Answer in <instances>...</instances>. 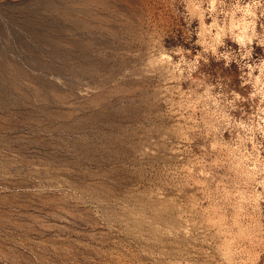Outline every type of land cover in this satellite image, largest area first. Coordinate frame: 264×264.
Masks as SVG:
<instances>
[{
	"label": "rangeland",
	"instance_id": "obj_1",
	"mask_svg": "<svg viewBox=\"0 0 264 264\" xmlns=\"http://www.w3.org/2000/svg\"><path fill=\"white\" fill-rule=\"evenodd\" d=\"M195 3L0 0V264H264V109L158 59Z\"/></svg>",
	"mask_w": 264,
	"mask_h": 264
},
{
	"label": "clouds",
	"instance_id": "obj_2",
	"mask_svg": "<svg viewBox=\"0 0 264 264\" xmlns=\"http://www.w3.org/2000/svg\"><path fill=\"white\" fill-rule=\"evenodd\" d=\"M192 2L193 0H184L185 9L187 4ZM195 8L199 14L193 16L189 13L188 23L191 25L195 20L198 26L207 28V33L201 34L198 27L196 35H207L211 40H197L195 45H199L203 51L195 55L190 49L176 45L172 47L171 55L162 52L158 59L167 61L170 65L174 63V74L180 76L184 72H197L202 66L201 61L208 64L209 57L215 61L223 60L225 68L235 62L239 70V87L247 92L242 93L230 88L231 92L235 93L233 111H240V107L245 104L248 106L245 111L251 110L256 103L264 109V55L253 58L254 42L264 49V42L260 40L264 36V0H196ZM226 40H231L237 48L228 46ZM188 41L190 40H185ZM193 56V60L189 62L188 57ZM174 57L180 59L174 60ZM190 63L195 67H190ZM230 80L231 78L227 82ZM179 83L183 84L185 81L181 80Z\"/></svg>",
	"mask_w": 264,
	"mask_h": 264
}]
</instances>
